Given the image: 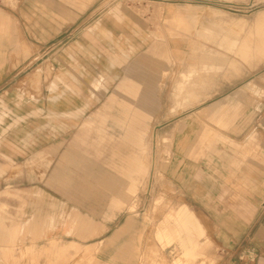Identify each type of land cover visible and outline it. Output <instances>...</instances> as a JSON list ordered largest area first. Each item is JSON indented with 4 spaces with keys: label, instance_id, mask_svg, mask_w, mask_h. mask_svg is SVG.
<instances>
[{
    "label": "crops",
    "instance_id": "1",
    "mask_svg": "<svg viewBox=\"0 0 264 264\" xmlns=\"http://www.w3.org/2000/svg\"><path fill=\"white\" fill-rule=\"evenodd\" d=\"M106 1L0 0V190L25 177L17 165L83 156L70 144L96 126L103 148L117 137L114 150L131 152L109 166L135 173L151 126L167 145L164 177L204 219L226 264H264V40L261 51L250 37L261 27L227 9L188 14L165 5L155 17ZM177 15H187L190 32L171 37L162 17ZM47 65L49 80L37 78ZM104 169L79 185L53 177L19 186L35 194L33 214L10 232L0 226V245L32 224L40 250L49 241L56 250L82 245L78 237L93 238L90 246L117 232L124 224L106 222L104 198L122 195V178H133Z\"/></svg>",
    "mask_w": 264,
    "mask_h": 264
},
{
    "label": "rangeland",
    "instance_id": "2",
    "mask_svg": "<svg viewBox=\"0 0 264 264\" xmlns=\"http://www.w3.org/2000/svg\"><path fill=\"white\" fill-rule=\"evenodd\" d=\"M114 1L138 8L139 12L145 16L151 13L155 17L159 16L155 8L157 6L165 7V5L188 14L193 12L194 6H202L212 10L227 9L233 14H238L239 18L244 19V22L249 20L251 27L253 25L260 26V30H250V37L251 39L260 38V45L261 41L264 40V23H257V20L264 17V0H107L105 3L108 5L109 2ZM184 16L187 15H182L178 20L162 17V20L169 22L172 27L169 31L171 37H178L177 33L188 32V26L184 24L188 22V19L183 20L186 18ZM189 21H193L192 17ZM59 47H55V49ZM250 47L253 49L252 45ZM51 74L50 66L47 65L43 70L37 72L36 76L40 79L45 76L49 80ZM120 102L122 103H118L116 110H119L120 105L125 104L123 100ZM74 133H81V131L75 129ZM99 137L100 134L96 126L90 131L87 141H74L70 144V146L77 145L75 153L83 156L69 154L66 158L61 156L54 162L36 158L22 165H17L14 168L17 175H21L24 170L27 174L25 177L22 176L24 178L19 179L20 181L6 183L0 190V226L4 231L3 234L5 231L10 232L13 222H28L33 214L34 207L28 204L36 196L33 191L20 190L19 186H23V184L41 186L42 183L52 180L53 177H58L60 182L69 183L68 185L74 183L79 185L78 183L82 182V178H85L89 173H91L89 176L93 177L96 174L92 171L98 168L101 171L102 168L106 167L112 171L109 172L111 174L123 177L131 174L133 178L131 183L127 181L128 179L122 178L123 182L120 189L122 195H113L114 200L111 194L104 198L106 222L109 224L120 222V224H124V227L121 226L111 236L95 240L96 243L90 246H85V244L92 241L93 238L78 237L74 240L79 241L82 245L69 244L65 247L66 250H56L53 249V244L49 241L47 245L50 249L40 250L39 247L44 243H42L41 238L34 236L35 227L32 224L30 228L16 232L13 244L8 241L1 243L0 264H186L187 260H189V264H226V256L215 246V241L209 237L204 219L195 213L181 192L164 177L163 171L166 170L170 159L161 155V153L167 154L165 151L161 152V149L166 150L167 145L159 140L154 141L151 126L147 127L144 140L145 149L139 152L142 167L135 173L123 172L121 168L110 167L111 162L118 164L121 155L131 154V152L123 146L114 150L116 143L120 142L117 137H114L112 142H109L108 137H106V141L109 143L103 141V148L100 145ZM88 162L93 163V167ZM102 176L100 172V194L103 195L106 188L101 184ZM72 192L74 193L73 197H76L78 191L73 189ZM184 204L194 212L198 219L200 230H203V233L197 230L196 236L199 235L197 239L204 243L203 246L205 247L203 252H198L199 255L196 254L190 259L181 253L183 251L182 245L176 241L169 242L167 239H160L159 237L160 233L164 231L174 235L175 229L167 221L169 216ZM131 217L132 220H130ZM129 223L133 225L131 224L132 226L129 227ZM61 241H56L55 245L59 246Z\"/></svg>",
    "mask_w": 264,
    "mask_h": 264
},
{
    "label": "bare ground",
    "instance_id": "3",
    "mask_svg": "<svg viewBox=\"0 0 264 264\" xmlns=\"http://www.w3.org/2000/svg\"><path fill=\"white\" fill-rule=\"evenodd\" d=\"M257 23H264V17L257 20ZM167 222L172 224L176 233L174 231V235L172 236L164 231L160 233V239L165 238L169 242L176 241L179 245H182L183 251L181 253H184L187 259H190V257H194L196 254H198V252H203L205 250V247L203 246L204 243H201L197 239L199 235L197 234L196 236L197 230H199L198 232L202 231V233L203 230H200L198 219L196 218L193 211L187 206H183L176 210L172 215L169 216V220ZM202 233L200 234L202 235ZM187 261L186 264H189V260Z\"/></svg>",
    "mask_w": 264,
    "mask_h": 264
}]
</instances>
